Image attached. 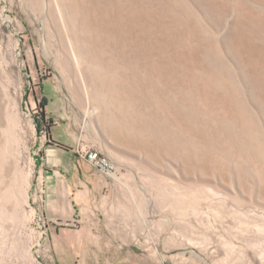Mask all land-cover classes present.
<instances>
[{
    "label": "rangeland",
    "instance_id": "rangeland-1",
    "mask_svg": "<svg viewBox=\"0 0 264 264\" xmlns=\"http://www.w3.org/2000/svg\"><path fill=\"white\" fill-rule=\"evenodd\" d=\"M88 150L165 264H264V0H0V264H64L43 200Z\"/></svg>",
    "mask_w": 264,
    "mask_h": 264
},
{
    "label": "crops",
    "instance_id": "crops-1",
    "mask_svg": "<svg viewBox=\"0 0 264 264\" xmlns=\"http://www.w3.org/2000/svg\"><path fill=\"white\" fill-rule=\"evenodd\" d=\"M51 165L42 210L53 226L52 243L61 263L171 261V239L141 236L138 213L119 198L118 179L101 175L80 157L67 156Z\"/></svg>",
    "mask_w": 264,
    "mask_h": 264
},
{
    "label": "built area",
    "instance_id": "built-area-1",
    "mask_svg": "<svg viewBox=\"0 0 264 264\" xmlns=\"http://www.w3.org/2000/svg\"><path fill=\"white\" fill-rule=\"evenodd\" d=\"M83 157L101 175L109 178L117 176L115 164L109 157L95 150L85 151Z\"/></svg>",
    "mask_w": 264,
    "mask_h": 264
}]
</instances>
